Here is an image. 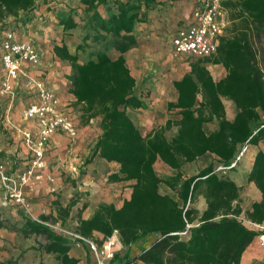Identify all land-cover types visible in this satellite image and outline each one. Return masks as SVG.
I'll return each mask as SVG.
<instances>
[{"label":"trees","instance_id":"1","mask_svg":"<svg viewBox=\"0 0 264 264\" xmlns=\"http://www.w3.org/2000/svg\"><path fill=\"white\" fill-rule=\"evenodd\" d=\"M80 2L85 5L81 42L73 53L65 44L55 45L53 52L71 66L70 93L81 104L82 122L98 118L100 134L87 163L95 157L116 162L118 170L110 173L107 181L133 182L129 197L119 207L103 201L84 218L81 214L88 202H83L76 211L75 231L90 238L99 233L102 239L116 232L125 250H117L112 263L244 264L242 254L259 231L239 219L241 186L228 173L237 166L224 173L215 167L228 166L244 144L256 146L264 139V53L258 46L264 36V0L224 3L231 9L229 34L220 37L214 54L191 62L189 72L173 81L177 97L167 102L166 109L177 117L166 119L146 135L128 110L145 109L148 91L136 87L123 53L137 44L136 24L147 20L156 0ZM36 4L37 0H0V22L14 17L2 30H15L27 22ZM100 5H106L107 17L98 11ZM77 15L72 10L59 12L58 24L64 31L75 30ZM87 48L86 59L79 62V52ZM112 52L118 55L113 57ZM205 61L221 63L227 70L225 76L215 81L202 64ZM222 98L232 100L236 107L232 120L225 116ZM213 119L217 127L206 133L203 126ZM201 158L208 162L196 174L185 176L183 166ZM158 161L172 173L160 176L155 169ZM67 180L76 184V180ZM246 180L261 192V199L251 204L246 216L261 224L264 150L256 151ZM160 184L173 193H161ZM198 195L206 202L200 213L192 206ZM81 197L75 193L64 205L55 198L49 213H41L37 219L22 216V224L11 228L25 237L43 234L46 240L37 247L51 254L57 264H79V258L69 253L71 240L41 221L52 218L66 224ZM187 223L192 225L186 234H180ZM86 264H94L90 256Z\"/></svg>","mask_w":264,"mask_h":264},{"label":"crops","instance_id":"2","mask_svg":"<svg viewBox=\"0 0 264 264\" xmlns=\"http://www.w3.org/2000/svg\"><path fill=\"white\" fill-rule=\"evenodd\" d=\"M197 1L198 0H156L154 7L148 11L147 20L136 24L134 34L137 44L123 53L125 63L136 79V87L143 90H148L152 84L149 82L150 80H145V77L143 76V74H145V68H142L146 61L152 57L148 50L150 46H156V48L161 51V59L166 64L167 62H173L171 72L164 69L162 79L156 82L157 90L152 93L154 102H156L155 105L151 107L152 110L145 112L147 107L145 109L136 108L128 110L129 113H133L134 118L131 117V114L129 115L135 124L137 123L136 125L143 135L148 134L158 126L163 125L166 119L177 117L175 114L168 115L166 113L170 112L166 109L167 102L175 101L177 97V91L173 86V81L180 79L185 73L189 72L191 62H194L198 58L204 59L209 57H195L184 54L175 55L170 45V40H168L169 36H171L175 30L190 23L192 12ZM226 1L227 0L223 1L226 21L223 35L229 34V26H231L232 23L229 16L231 9L224 4ZM72 7L74 6L70 5L67 0H37L35 9L30 13L31 18L15 29V36L18 39L32 41L42 52V62L40 66L35 67L28 63H24V68L32 77H44L46 79L47 84L59 96L61 103L67 105L70 110H73L75 122L79 128L78 136L75 139H70L60 134L53 136V148L46 157V166L37 169V172H40L43 175L42 179L38 181L32 179L31 184L23 188V193L29 202L31 213L28 214L26 211L24 212L22 210L21 206L15 205L13 209L16 211L10 215L16 220H22V216H29L32 219H37L39 214L45 213V209H48V212L51 211L52 206L50 208L48 205H51L53 199L58 198L64 205L68 201V197H70V190H80V186L72 185L68 182V176L64 179L60 176L61 170H59V167L60 165H63L65 166V169H75L73 164L74 160H72V158L66 160V158L68 154L76 155V146L79 141L85 140V137L83 138L85 135L84 131L89 126V123L95 121V124H97L93 145L100 134L98 118H92L85 124L82 122L81 104L75 102V97L70 93L71 82L69 80V75L71 74V66L68 61L59 59L53 52V47L55 45L61 46L62 44H65L67 45L68 50L73 53L74 46L81 42V39L76 43L72 40L76 29L64 31L62 25L58 24L57 14L59 12L72 10L73 13L76 12L78 14V17L81 13H84L85 5L82 4L80 0H77V9H73ZM98 11L103 17H107L106 5H100ZM13 19L14 17H9L5 21L0 22V38L4 31L2 28L4 29L5 25L12 22ZM81 20L84 24L83 16L77 18V28H79ZM112 54L113 57L118 55L116 52H112ZM82 61L83 59L79 58V62ZM202 64L206 67L215 81L224 77L227 72L226 68L221 63L205 61L202 62ZM4 78L5 71L3 70L0 61V83ZM34 98L35 95L27 85L26 78L20 79V84L16 88L15 99L12 102L9 101L7 96L0 95V156L6 162L9 172L14 173L15 175L26 170L30 163L31 156L23 142L21 130L31 128L34 126V123L30 120L24 119L21 115V111L24 106ZM198 98H200V96ZM222 102L224 104L226 118L232 120L236 113V107L233 101L227 98H222ZM157 110H161V113L165 114L163 120L158 118V121L156 122L155 115ZM261 116L264 117V115ZM203 127L206 133H210L216 129L217 120L213 119L212 121L205 123ZM68 145H70V148ZM258 149L264 150V139L260 140L256 146L250 144L246 145V150L241 157L240 163L236 168L229 172V176L241 186L240 206L242 211L239 215V219L242 220L248 228L259 231L260 234L264 231V222L261 224L254 223L246 216V212L250 210L251 204L261 199V192L256 185L253 182L246 180V174L251 168L254 155ZM211 158L212 155H209V162ZM94 159L99 161L102 170L109 169V171L106 174V182L103 183L105 187L101 188L99 186V189L95 192V196H90L89 200H87L88 205L81 214L84 218L90 216L97 204L103 201L113 202L116 207H119L122 204L123 199L129 197L131 192L130 185L133 182L107 181V176L110 173L117 171L119 165L116 162H108L98 159L97 157ZM54 162L55 165L52 164ZM114 165H116V168ZM92 167L94 168L95 166ZM102 170L100 171L102 172ZM85 173L84 179L86 180L82 183L84 185L85 183H92L91 181H88L90 177L87 178V176H90V172L87 170ZM46 176H50L51 180L47 179ZM70 177L73 178V176ZM99 181L101 182V179H99ZM53 192H57V194L53 196ZM111 192H114L113 195ZM1 194H4V192L0 186V196ZM120 196H122L123 199L119 204H116L114 202V197L119 199ZM205 207L206 202H204L203 208L198 212L200 213ZM72 215H74L73 210H71L69 218H71ZM21 224H18L16 227H19ZM11 227L13 226L6 227L0 225V264H57V261L51 254L38 249V243H35L33 240L36 235L25 237L19 231L12 229ZM94 237L102 238V235L95 233ZM71 244L73 243L71 242ZM116 248L118 251L125 249L122 248L121 244H118ZM33 252L39 254L43 252L47 255V258L41 259V255L38 260L35 258L32 259L31 257L34 255L32 254ZM69 253L70 255L79 258V264H86L87 258L90 256L88 250L82 251L80 248L73 246H71ZM20 254H26V256L22 261L17 263L15 260ZM241 261L244 264H264V244L259 241L258 235L255 236L251 243L246 247L242 254Z\"/></svg>","mask_w":264,"mask_h":264},{"label":"built area","instance_id":"3","mask_svg":"<svg viewBox=\"0 0 264 264\" xmlns=\"http://www.w3.org/2000/svg\"><path fill=\"white\" fill-rule=\"evenodd\" d=\"M224 0H198L192 12L190 23L184 25L171 35L170 45L175 55L206 57L214 54L219 46L220 37L224 34L226 25ZM0 61L5 78L0 83V95L7 96L10 102L15 99L16 88L21 78L27 79V85L33 91L35 98L27 103L21 111L24 119L34 123L31 128L21 130V136L31 156L29 167L15 175L9 172L6 162L0 156V186L5 199L31 213L29 202L23 193V188L31 184V180H41L43 175L37 169L46 166V157L52 150V138L55 135H64L70 139L78 136L79 128L75 122L73 110L63 105L59 96L47 84L44 77H32L24 68V63L38 67L42 62V52L30 40H21L15 36V30L7 28L0 38ZM244 144L235 159L228 165H217L216 171L225 172L236 167L246 150ZM51 180L50 176H46ZM58 232H63L76 245H85L94 264H121L112 263L120 244L118 236L113 233L98 242L94 238L84 237L74 231L61 227L59 221H41ZM192 224L187 223L186 234ZM259 241L264 244V231L258 234Z\"/></svg>","mask_w":264,"mask_h":264},{"label":"rangeland","instance_id":"4","mask_svg":"<svg viewBox=\"0 0 264 264\" xmlns=\"http://www.w3.org/2000/svg\"><path fill=\"white\" fill-rule=\"evenodd\" d=\"M67 1L70 3V5L74 6V7H72L73 9H77V0H67ZM81 16H84V14L81 13V15H79V17L81 18ZM79 17H78V15L76 16V18H79ZM84 32H85V29H84V26H83V23L81 20L79 28H77L75 30V34H73V38H72L73 42L74 43L78 42V40L81 39ZM170 37L171 36H169L168 40H170ZM258 46H259L260 50L262 51V53H264V36L261 37L260 41L258 42ZM89 50H90V48H87L84 53L79 52L80 58L86 59L87 52ZM148 50H149L150 55L152 57H150V59L148 61H146V63L144 64V66L142 68H145V74H143V76L145 77V80L146 81L150 80L149 82H151L152 84L148 90H145V91H148L147 95L144 96L145 101L147 102V110L145 112H147L148 110H152L151 107L153 105H155L156 101L154 102L152 93H154L157 90V83L156 82L162 79L163 70L165 69L166 71L171 72V68L173 67V62H169V63L167 62V64H166L164 61H162L161 51L158 50V48H156V46L152 45L149 47ZM166 113L168 115H173V113H169V112H166ZM129 114H131V117L134 118L133 113L130 112ZM164 114L165 113H161V110H157L156 115H155L156 122L158 121V118H161V120H163ZM95 123H96L95 121L89 123V126L84 131L85 135L83 136V138L85 137V140H81L78 142L76 149H75L76 155H73V154L67 155L66 160H68L69 158H72V160H74L73 164L75 166V169L73 170L72 168H70L68 170V169H65V166H63V165H60V167H59V170H61L60 176H62L63 179L68 176L70 179L76 180L75 185L80 186V190H78V189H77V191L70 190V192H71V193H69L70 197L75 193L81 194V196H82L81 199L79 200V202L77 203V205L72 209L74 212V215H72V217L66 221V224H61V227L68 230V231H74L75 230V226H76L75 219H76V210H77L76 208H79L83 202L89 200L90 196L94 197L96 194L95 193L96 190L99 189V186L101 188L105 187V185L103 183L106 182L105 181L106 174L109 171V169L102 170V167L99 165V161L97 159H92L89 163H87V160L91 156L92 148H93L92 147L93 140L95 139L94 134H95L96 129H97L96 128L97 124H95ZM91 137H93V138H91ZM68 146L70 148V145H68ZM207 162H208V159L201 158V159L195 160L194 162L185 164L182 168L184 175L189 176V175L196 174L198 172V170L202 166H204ZM52 164L55 165V162ZM88 165H89V167H88ZM92 166H95V167L93 168ZM114 166L116 168V165H114ZM155 169L160 176H164V175H168V174L172 173V170L169 167L165 166L163 163H161L159 161L156 162ZM87 170L90 172V176H87V178L90 177L88 179V181H91L92 183L89 182V183H85V185H84L82 182L86 179H84V174H81V172L82 171L87 172ZM100 170H102V172ZM85 174H87V173H85ZM70 176H73V178H71ZM99 179H101V182L99 181ZM159 190L161 193H169V194L173 193L165 184H160ZM113 193L114 192H111L112 195H113ZM56 194H57V192H53V196ZM70 197H68V198H70ZM114 198H115L114 202L116 204H119L121 202V200L123 199L122 196H120L119 199L117 197H114ZM204 202H205V199L203 198V196L198 195L196 197L195 201L192 203V206H194L198 211H200L204 206ZM14 206H15L14 204L8 202L5 199L4 194H1V196H0V225L10 227V226H18V224L22 223V220H18V219L16 220L13 217H11V215H10L11 213L16 211L15 209H13ZM48 206L51 208L52 205H48ZM45 213H49L48 209H45ZM48 220L53 221L52 218H49ZM60 233L64 234L61 231H60ZM94 239L97 240L98 242H100L102 240V238H100V237H94ZM33 240L35 243H44L46 239H45L43 234H39V235H36V237H34ZM72 243H73L72 244L73 247H78L82 251L88 250L85 245H82V247H81L79 245H76L74 242H72ZM140 245H141V241L139 240L135 244V246L138 247ZM124 250L125 249H121V250H119V252L120 251L122 252ZM26 254L18 255L16 257L15 262L18 263V262L22 261L25 258ZM32 254H34L31 257L32 259L35 258L38 260L41 255H42L41 259L47 258V255L43 252L40 254L37 252H33ZM91 260H92V258H91ZM83 262H84V260H83Z\"/></svg>","mask_w":264,"mask_h":264}]
</instances>
